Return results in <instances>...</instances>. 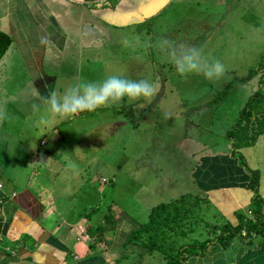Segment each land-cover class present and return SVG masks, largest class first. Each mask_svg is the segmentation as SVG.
I'll return each instance as SVG.
<instances>
[{
    "label": "rangeland",
    "instance_id": "1",
    "mask_svg": "<svg viewBox=\"0 0 264 264\" xmlns=\"http://www.w3.org/2000/svg\"><path fill=\"white\" fill-rule=\"evenodd\" d=\"M73 1L80 2L47 1L58 21L62 20L69 45L61 55L58 68L47 56L43 66L45 82L50 83L47 89H40L42 82L34 81L36 75L28 72L17 49L10 48L0 59V110L7 116L0 121V180L5 183L4 189L8 183L18 192L26 189L33 168H45L44 163L35 162L34 156L46 150L60 166V177L52 187L57 188L58 208L77 212L89 202L91 209L82 210L81 216L93 230L101 214H107L108 210L112 214L125 212L143 223L151 207L160 202L185 193L202 198L186 172L191 165H197L196 150L200 148L191 138L209 143L211 147L223 145L227 141L225 134L231 128L229 124L237 120L253 94L255 77L246 86L233 84L222 96L225 84L234 77L228 72L212 81L198 74L181 76L156 47H147V42L154 44L158 36L175 35L179 41L187 39L185 35L193 27L186 23V10L182 6L161 9L166 4V0H161L154 14L153 9H146V22L127 28V19L132 17L126 13L127 9L101 11L97 9L100 2L88 0V7L79 12V7L71 4ZM111 4H115L116 10L120 3L117 5L113 0ZM61 14L65 16L62 18ZM85 18L91 22L104 18L116 26H86ZM159 25L161 33H154ZM125 40L127 46L123 43ZM109 75L147 79L155 85L156 93L149 101L129 103L125 100L80 113L51 128L37 127L47 106L33 95V87L46 98L53 90L63 93L73 84L101 81ZM210 98H214V102L204 107L201 101ZM33 103L40 105V112H33ZM253 109L258 112L256 106ZM210 118H215L212 124ZM119 122L121 125L113 128V124ZM54 177L57 176L51 179L40 176L37 180L42 186L35 190L50 189ZM102 178L107 182H102ZM159 178L162 184H155ZM168 180L174 181L173 185ZM209 208L210 213L217 216L215 221L231 222L223 220L214 206ZM202 209L204 211L203 206ZM240 213L247 216L246 212ZM206 234V230L200 228L185 241L197 239L199 245ZM11 256H4L0 264H20ZM161 261L158 252L149 251L137 264H161Z\"/></svg>",
    "mask_w": 264,
    "mask_h": 264
},
{
    "label": "crops",
    "instance_id": "2",
    "mask_svg": "<svg viewBox=\"0 0 264 264\" xmlns=\"http://www.w3.org/2000/svg\"><path fill=\"white\" fill-rule=\"evenodd\" d=\"M47 1L0 0V31L10 36V48L17 49L28 72L36 75L34 81L42 82V90L50 86L49 81L45 82L47 79L43 68L47 56L54 60L53 65L58 68L61 55L69 46L62 20L58 21ZM86 1H73L71 4L77 5L80 12V9L88 7ZM115 1L117 5L120 3L116 10L115 4H111L113 0H94L101 3L97 8L101 11L112 9L113 12H118L122 8L127 9L126 13L132 16L127 19V28L146 22V9H153L154 14L155 7L161 6V0ZM179 6L185 8L184 19L193 28L185 35V41H179L175 35H164V39L202 49L208 60L213 57L212 61H220L226 72L234 77H245L264 61V0H166L161 9ZM64 16L61 14L62 18ZM84 22L90 27L116 26L104 18H97L95 22L85 18ZM161 29L159 25L154 29V33H161ZM145 32L146 30L143 31L144 34ZM150 32L148 29V33ZM158 37L160 39L161 36ZM258 57L261 58L259 62ZM48 61L50 62L49 59ZM263 78L264 68L248 81L239 83L246 86L254 79L252 95L261 93L251 101L252 95L247 100L249 107L244 125L245 137L254 134L257 136L254 143L240 148L244 166L231 156L230 141L211 147L209 143L204 144L198 141L200 139L191 138L200 144V148L196 150L197 165H191L189 170H186L190 181L202 197H206L224 218L231 221V225L238 223V213L251 210L255 194L247 185L252 171L258 175L256 196L261 199V213L264 215ZM227 80L224 78V81ZM211 102H214V98L201 101L204 107ZM253 106L257 107L258 112H255ZM214 119L210 120L211 124ZM235 122L229 124V127L232 128ZM119 125L121 122L114 123L113 128ZM215 133L219 136L217 131ZM34 157L35 162L44 163L45 168H33L29 173L26 189L18 192L10 183L6 184L4 189L5 183L0 180V260L4 256L13 255L11 259L19 261L20 264H137L148 253L144 249L127 244L131 232L142 223H138L125 212L112 214L108 210L107 214H101L96 228L103 225L104 230L99 232L96 228H89V224L85 223L81 216L82 210L91 209L89 202L86 201L83 208L77 212L72 209L68 212L59 209L55 201L57 188L52 189L60 177L59 162L46 150L36 153ZM191 157L195 156L192 154ZM53 175L57 177L53 178L51 183H54L50 189L35 190L36 187L42 186L37 180L40 176L51 179ZM168 181L173 185L174 181ZM156 183L162 184L161 178L156 180ZM78 225L84 226L88 239L77 238ZM244 234L245 232H242V236ZM184 263L264 264V234L253 236L251 239L236 237L227 247L210 244L202 254L187 255Z\"/></svg>",
    "mask_w": 264,
    "mask_h": 264
},
{
    "label": "trees",
    "instance_id": "3",
    "mask_svg": "<svg viewBox=\"0 0 264 264\" xmlns=\"http://www.w3.org/2000/svg\"><path fill=\"white\" fill-rule=\"evenodd\" d=\"M11 45L10 36L0 31V59ZM263 68L264 61H261L259 67L249 71L245 77H233L231 81L225 84L221 95L223 94L222 96H224L225 91L232 88L233 84H241L248 81ZM259 94L261 93H255L251 100ZM246 107L240 112L235 124L225 135L226 140L231 142V156L237 159L242 166L245 165V161L240 148L254 143L257 136L254 134L248 138L245 137L244 125L248 114V104ZM257 180V173L252 171L247 185L255 194L251 210L248 211L250 214L246 216L238 213L236 215L238 220L236 225H231L227 221L221 223L215 221L217 216L210 213L209 207L211 204L206 197L199 198L197 196V199L192 197V194H184L169 202H162L153 206L148 213L147 221L131 232L127 239V244L137 246L147 252H158L164 264H185L187 255L192 253L202 254L210 244L214 243L221 247H227L231 240L236 237L251 239L253 236L263 235L264 215L261 213V199L256 196ZM201 204L204 207V211ZM248 216L250 217L248 218ZM200 228L206 230L207 237L205 240L201 241L199 245H197V239L185 241L189 235ZM103 230V225L96 228V231L99 232ZM242 232H245L243 236Z\"/></svg>",
    "mask_w": 264,
    "mask_h": 264
},
{
    "label": "clouds",
    "instance_id": "4",
    "mask_svg": "<svg viewBox=\"0 0 264 264\" xmlns=\"http://www.w3.org/2000/svg\"><path fill=\"white\" fill-rule=\"evenodd\" d=\"M123 43L125 46L128 45L127 40ZM146 46L156 47L181 76L198 74L212 81L221 78L226 72L225 66L220 61H209L204 56L203 50L196 47L163 38L157 39L154 44L149 41ZM32 91L33 95L47 106L37 121V127L43 130L63 120L74 118L80 113L93 112L125 100L129 103L149 101L155 95L156 87L147 79L132 80L120 75H109L101 81L73 84L63 93L53 90L46 98L41 96L35 87ZM143 106L140 105L141 108ZM32 110L34 113L40 112V105L33 103ZM6 118V113L0 110V121Z\"/></svg>",
    "mask_w": 264,
    "mask_h": 264
},
{
    "label": "built area",
    "instance_id": "5",
    "mask_svg": "<svg viewBox=\"0 0 264 264\" xmlns=\"http://www.w3.org/2000/svg\"><path fill=\"white\" fill-rule=\"evenodd\" d=\"M101 180H102V182H107L106 179H101ZM247 214H250V213L248 212ZM76 234H77V238H79V239H88V235H87V232H86V229L84 228V226L78 225L77 230H76Z\"/></svg>",
    "mask_w": 264,
    "mask_h": 264
}]
</instances>
